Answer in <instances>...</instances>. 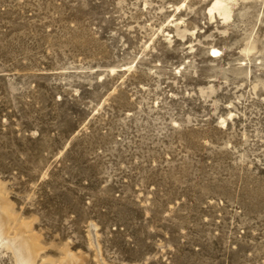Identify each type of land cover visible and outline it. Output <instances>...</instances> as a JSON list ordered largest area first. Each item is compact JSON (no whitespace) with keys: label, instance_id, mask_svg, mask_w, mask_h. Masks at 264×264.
Listing matches in <instances>:
<instances>
[{"label":"rangeland","instance_id":"1","mask_svg":"<svg viewBox=\"0 0 264 264\" xmlns=\"http://www.w3.org/2000/svg\"><path fill=\"white\" fill-rule=\"evenodd\" d=\"M21 240L264 264V0H0V264Z\"/></svg>","mask_w":264,"mask_h":264},{"label":"bare ground","instance_id":"2","mask_svg":"<svg viewBox=\"0 0 264 264\" xmlns=\"http://www.w3.org/2000/svg\"><path fill=\"white\" fill-rule=\"evenodd\" d=\"M213 7L216 9V11H217V10H220V9L222 8V6H220L219 3L214 4ZM223 14H224V15L226 14L225 11H224ZM211 51H212L213 54H214L213 57H216L217 54H220V52H219L217 49H213V50H211ZM21 239H22V238H21ZM17 247L20 249L21 253H24V257H25V260L23 261L24 264H30V261H31V254L29 253L30 251H29V249H28V246H27L26 242H25L24 240L19 241L18 244H17Z\"/></svg>","mask_w":264,"mask_h":264}]
</instances>
